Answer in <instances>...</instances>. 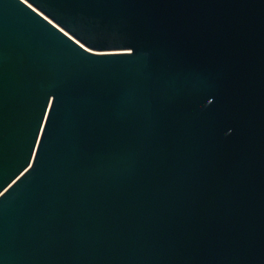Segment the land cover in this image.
Here are the masks:
<instances>
[{
    "label": "water",
    "instance_id": "water-1",
    "mask_svg": "<svg viewBox=\"0 0 264 264\" xmlns=\"http://www.w3.org/2000/svg\"><path fill=\"white\" fill-rule=\"evenodd\" d=\"M21 172L0 264H264V0H0Z\"/></svg>",
    "mask_w": 264,
    "mask_h": 264
},
{
    "label": "bare ground",
    "instance_id": "bare-ground-1",
    "mask_svg": "<svg viewBox=\"0 0 264 264\" xmlns=\"http://www.w3.org/2000/svg\"><path fill=\"white\" fill-rule=\"evenodd\" d=\"M37 9V8H36ZM37 10H39V9H37ZM39 12H41L43 15H45L42 11H40L39 10ZM46 16V15H45ZM48 19H50V20H52L50 17H48V16H46ZM54 22V21H53ZM59 27H61L60 25H59ZM61 29H63L64 30V28H62L61 27ZM65 32H67L66 30H64ZM70 34V33H69ZM118 51H121V50H118ZM94 52H98V53H105V52H113V51H94ZM116 52V51H115ZM22 173L23 172H21L10 184H8L1 192H0V195L11 185V184H13L18 178H19V176H21L22 175Z\"/></svg>",
    "mask_w": 264,
    "mask_h": 264
}]
</instances>
